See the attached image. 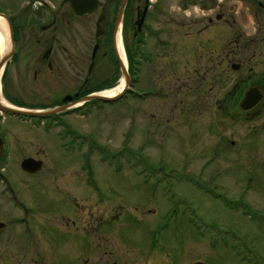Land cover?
I'll return each instance as SVG.
<instances>
[{"label": "flooded vegetation", "instance_id": "af4514ba", "mask_svg": "<svg viewBox=\"0 0 264 264\" xmlns=\"http://www.w3.org/2000/svg\"><path fill=\"white\" fill-rule=\"evenodd\" d=\"M230 2L0 0V20L7 30L0 44V264L25 258L33 264L47 254L67 259L85 251L95 254L97 264H166L151 250H144L139 260L137 249L119 246V213L113 205L70 207L61 200L50 210L58 223L55 231L49 235L37 231L41 238L37 245L26 219L33 187L41 181H31L29 186L24 182L37 179L46 166L36 152H25L17 175L10 174L8 155L22 149L26 127L37 129L44 122L60 121L57 128L71 136L63 120L86 104L78 102L98 96L121 79L128 85L122 97H133V86L140 84L155 89L156 85H179L178 90L186 85V95L223 85L226 111L235 110L245 120L261 116L264 74L253 80L249 62L256 58L255 48L264 44V0H238V6ZM215 38L223 48L217 59L211 50ZM238 55L245 56L244 61H235ZM246 66H250L247 71ZM232 74L236 77L230 87ZM252 87L263 92L262 99L252 110L242 112L238 105ZM7 109L42 116L24 117ZM25 159L41 162L40 171L23 172L20 164ZM84 161L88 163L89 158L85 156ZM88 173L89 179L83 182L95 190L92 176L96 178V173L90 169ZM258 203L257 210H264V200ZM83 239H88L89 246L82 244Z\"/></svg>", "mask_w": 264, "mask_h": 264}, {"label": "rangeland", "instance_id": "374dc122", "mask_svg": "<svg viewBox=\"0 0 264 264\" xmlns=\"http://www.w3.org/2000/svg\"><path fill=\"white\" fill-rule=\"evenodd\" d=\"M213 45L220 58L218 38ZM255 49L253 80L264 74V44ZM178 86L140 84L132 88L138 98L85 104L63 120L71 136L57 128L60 121L22 130L23 147L8 155V172L17 175L25 152H36L46 166L24 182L41 181L26 219L37 245V231H55L50 210L62 200L70 207L115 206L119 246L137 249L139 260L148 249L166 264H264V210H257L264 200V110L245 120L226 111L223 85L196 95ZM89 169L96 173L95 190L83 182ZM15 264H30L29 258ZM33 264L97 263L85 251L67 259L47 254Z\"/></svg>", "mask_w": 264, "mask_h": 264}, {"label": "water", "instance_id": "95a60500", "mask_svg": "<svg viewBox=\"0 0 264 264\" xmlns=\"http://www.w3.org/2000/svg\"><path fill=\"white\" fill-rule=\"evenodd\" d=\"M127 85V83H126ZM263 96V92L260 91L257 88H249L244 92L243 98L241 100V102L239 103L238 107L242 112H248L250 110H252L253 108H255L261 101ZM102 100V101H110V100H115L114 99H106L104 97H88L85 100L89 101V100ZM8 112H12L13 114L16 115H23V116H30V117H36V116H40L41 114H32V113H24V112H20V111H13V110H9L7 109ZM20 168L23 172H26L28 174H35L37 171H39L40 166H41V162L35 161L33 159H25L21 162L20 164ZM195 264H203V263H195Z\"/></svg>", "mask_w": 264, "mask_h": 264}, {"label": "bare ground", "instance_id": "6f19581e", "mask_svg": "<svg viewBox=\"0 0 264 264\" xmlns=\"http://www.w3.org/2000/svg\"><path fill=\"white\" fill-rule=\"evenodd\" d=\"M6 38H7L6 26L5 23L2 20H0V44L4 42L5 41L4 39ZM120 56L123 59V55L121 51H120ZM124 88H125V81L121 79L117 84V86H115L112 89H106L105 91H102V93H100L99 95L106 99H114L123 92L122 90Z\"/></svg>", "mask_w": 264, "mask_h": 264}, {"label": "trees", "instance_id": "16d2710c", "mask_svg": "<svg viewBox=\"0 0 264 264\" xmlns=\"http://www.w3.org/2000/svg\"><path fill=\"white\" fill-rule=\"evenodd\" d=\"M109 88H111V87H109Z\"/></svg>", "mask_w": 264, "mask_h": 264}]
</instances>
